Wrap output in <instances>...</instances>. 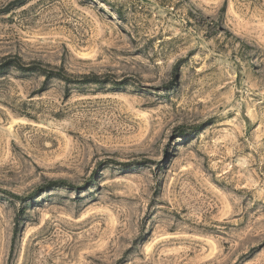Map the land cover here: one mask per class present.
<instances>
[{"label":"rangeland","instance_id":"rangeland-1","mask_svg":"<svg viewBox=\"0 0 264 264\" xmlns=\"http://www.w3.org/2000/svg\"><path fill=\"white\" fill-rule=\"evenodd\" d=\"M6 56L70 76L0 74V264H264V0H0Z\"/></svg>","mask_w":264,"mask_h":264},{"label":"trees","instance_id":"trees-1","mask_svg":"<svg viewBox=\"0 0 264 264\" xmlns=\"http://www.w3.org/2000/svg\"><path fill=\"white\" fill-rule=\"evenodd\" d=\"M33 66L49 67L48 64H44L42 61L25 62L19 56H14V57L6 56L0 59V74H6L11 70H16V71H20L24 73H37L41 75L42 77H44L45 79H58V80H64V81H68L67 76H70L67 74V72L64 71L63 67L61 66L55 67V69H57L62 74L46 73L44 70H39V69L37 70V68ZM84 79L86 80L85 82H82V83H91V84L100 83L98 82V78L96 75H92V76L85 75ZM48 184L57 185L61 187H73V185L67 182L66 180L51 181V182H48Z\"/></svg>","mask_w":264,"mask_h":264}]
</instances>
